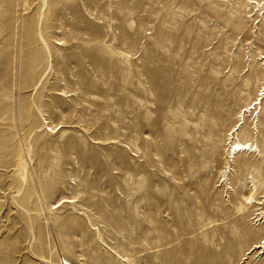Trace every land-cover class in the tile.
Returning <instances> with one entry per match:
<instances>
[{
  "label": "rangeland",
  "instance_id": "1",
  "mask_svg": "<svg viewBox=\"0 0 264 264\" xmlns=\"http://www.w3.org/2000/svg\"><path fill=\"white\" fill-rule=\"evenodd\" d=\"M263 86L264 0H0V264H264Z\"/></svg>",
  "mask_w": 264,
  "mask_h": 264
},
{
  "label": "bare ground",
  "instance_id": "2",
  "mask_svg": "<svg viewBox=\"0 0 264 264\" xmlns=\"http://www.w3.org/2000/svg\"><path fill=\"white\" fill-rule=\"evenodd\" d=\"M262 95H264V86L259 90V93H258L257 97L251 102L250 107L253 105V108H255V106L260 103ZM241 126H242V122L239 121V123L228 133V136L230 138H234V136H235V134L237 132V128H239ZM254 145L255 144L253 142H250V141L236 140V141L232 142L230 147H229L228 158H232L233 159L238 154H248V153L249 154L250 153L256 154L257 153V146H255V149H253ZM250 180H251V178H250ZM258 247H263V251L262 252L264 253V237L259 241ZM64 264H68V263L65 261Z\"/></svg>",
  "mask_w": 264,
  "mask_h": 264
}]
</instances>
